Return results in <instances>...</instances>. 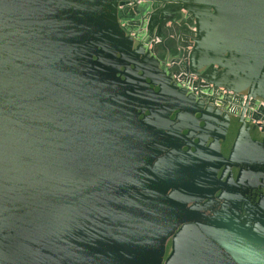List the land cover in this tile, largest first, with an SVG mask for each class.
Segmentation results:
<instances>
[{"label":"water","instance_id":"obj_1","mask_svg":"<svg viewBox=\"0 0 264 264\" xmlns=\"http://www.w3.org/2000/svg\"><path fill=\"white\" fill-rule=\"evenodd\" d=\"M191 23L182 65L264 98V0H0V264H264V132L157 49Z\"/></svg>","mask_w":264,"mask_h":264},{"label":"built area","instance_id":"obj_2","mask_svg":"<svg viewBox=\"0 0 264 264\" xmlns=\"http://www.w3.org/2000/svg\"><path fill=\"white\" fill-rule=\"evenodd\" d=\"M185 18L190 20V14L183 9ZM121 25L129 29L132 35H138V29L132 28L127 20H121ZM189 43L187 46H180L182 50L181 59L169 60L166 62L168 67L175 68L173 71L174 79L181 87L201 96L206 102L220 108L223 112L242 117L250 124L255 125L259 130L264 131V98L249 92H239L234 89L216 85L198 74L190 71L182 65L188 59V55L193 47V38L196 35V26L191 23ZM159 37H154L147 42L148 48H153L154 43L159 42Z\"/></svg>","mask_w":264,"mask_h":264},{"label":"flooded vegetation","instance_id":"obj_3","mask_svg":"<svg viewBox=\"0 0 264 264\" xmlns=\"http://www.w3.org/2000/svg\"><path fill=\"white\" fill-rule=\"evenodd\" d=\"M181 32L183 33L182 34V43H179V42H181L180 40L178 41V40H175V41H173L172 42V44L171 45H175V48H176V52H180V53H182V50H181V47L180 46H187L188 45V43H189V38H190V35H188L190 32H188V33H184V31H182L181 30ZM158 49V48H157ZM159 51V50H158ZM160 53V52H159ZM161 54V53H160ZM259 96V95H258ZM206 102V101H205ZM206 103H208V102H206ZM259 130V129H258ZM259 131H261V130H259ZM261 132H264V131H261ZM226 167H228V166H224L223 167V170H225V168ZM221 171V175H223V173H224V171ZM230 175H233L232 177H234L235 178V180L236 179H238V175H239V172L236 170V168H233V171H231V170H229V171H227V172H225V176H224V178H223V180H226L228 177H230ZM251 183H252V181L251 180H249ZM260 183H261V181H256L255 183H253V184H255V186H253V187H255L254 188V191L256 192V193H260V192H262V190H263V186H262V188L260 187ZM244 185V184H243ZM244 186H247V184H245Z\"/></svg>","mask_w":264,"mask_h":264},{"label":"rangeland","instance_id":"obj_4","mask_svg":"<svg viewBox=\"0 0 264 264\" xmlns=\"http://www.w3.org/2000/svg\"><path fill=\"white\" fill-rule=\"evenodd\" d=\"M129 38H130V44L129 45H131V47H133V48H136V49H138V50H144V45H142L141 44V42H140V40L139 39H137L136 37H134V36H130V34H128L127 35ZM146 48V47H145ZM147 49V48H146ZM169 74V77H170V79H171V82L172 83H176L177 84V82H176V80L174 79V76H173V74H170V73H168ZM186 90V89H185ZM186 91H188V90H186ZM188 92H190V91H188ZM191 97H193L195 100H196V95L193 93V92H190V94H189ZM212 106V105H211ZM212 108L213 109H218V108H216L214 105L212 106ZM219 110H220V108H219Z\"/></svg>","mask_w":264,"mask_h":264},{"label":"crops","instance_id":"obj_5","mask_svg":"<svg viewBox=\"0 0 264 264\" xmlns=\"http://www.w3.org/2000/svg\"><path fill=\"white\" fill-rule=\"evenodd\" d=\"M182 32L180 31V32H178V31H175V33H173L172 35H169L166 31H163V42H166V41H168L169 39H170V37H174L176 40H181V38H182ZM172 44V43H171ZM164 47V46H163ZM163 47H159L158 48V50H159V52L161 53V54H164L166 51L168 52V54H170L171 52L170 51H174V52H176V48H175V45L173 44V45H171V47H170V50H166V49H164Z\"/></svg>","mask_w":264,"mask_h":264}]
</instances>
